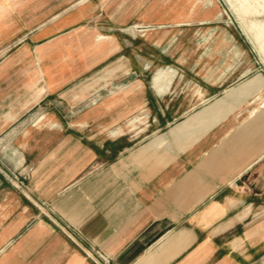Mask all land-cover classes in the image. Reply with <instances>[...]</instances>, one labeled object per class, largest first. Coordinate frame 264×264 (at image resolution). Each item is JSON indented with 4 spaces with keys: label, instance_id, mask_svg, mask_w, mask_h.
<instances>
[{
    "label": "crops",
    "instance_id": "0c3cea01",
    "mask_svg": "<svg viewBox=\"0 0 264 264\" xmlns=\"http://www.w3.org/2000/svg\"><path fill=\"white\" fill-rule=\"evenodd\" d=\"M104 7L0 0V264H264V136L233 173L189 151L150 176L154 143L134 150L122 128L140 121L129 99L70 87L118 56L122 78L160 68L128 51L158 47L128 33L159 20L86 29Z\"/></svg>",
    "mask_w": 264,
    "mask_h": 264
},
{
    "label": "rangeland",
    "instance_id": "374dc122",
    "mask_svg": "<svg viewBox=\"0 0 264 264\" xmlns=\"http://www.w3.org/2000/svg\"><path fill=\"white\" fill-rule=\"evenodd\" d=\"M100 2L105 6L103 13L85 26L94 33L117 32L122 25L143 18L159 20L155 22L159 29L128 33L157 44V49L132 44L128 51L134 56L141 51L150 61L158 59L160 68L152 74L155 68L150 66L148 78L143 80L122 78L125 64L118 56L117 63L105 62L70 87L99 90L103 98L98 101L115 97L113 103L118 107L129 99L134 108L127 111V119H140L130 131L122 127L133 140L132 149L142 151L155 141L162 143L143 159L145 164L151 163L150 176L189 151L206 152L210 161L215 154L212 162L222 161L224 167L228 163L230 173L253 161L264 136V57L243 35L226 2ZM156 78L159 81L154 86ZM143 87L147 94L142 93ZM83 96L77 95V99ZM189 141L194 145L189 147ZM257 223L264 224V207Z\"/></svg>",
    "mask_w": 264,
    "mask_h": 264
},
{
    "label": "bare ground",
    "instance_id": "6f19581e",
    "mask_svg": "<svg viewBox=\"0 0 264 264\" xmlns=\"http://www.w3.org/2000/svg\"><path fill=\"white\" fill-rule=\"evenodd\" d=\"M236 15L243 35L251 42L253 47L264 57V0H224ZM62 4V3H60ZM59 4V5H60ZM57 5V6H59ZM144 28V27H140ZM144 30V29H142ZM158 78L155 79V86ZM158 143L151 148L156 149Z\"/></svg>",
    "mask_w": 264,
    "mask_h": 264
}]
</instances>
